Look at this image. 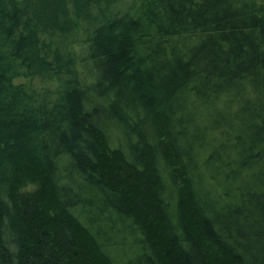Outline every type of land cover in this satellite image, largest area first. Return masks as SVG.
<instances>
[{"label":"trees","instance_id":"obj_1","mask_svg":"<svg viewBox=\"0 0 264 264\" xmlns=\"http://www.w3.org/2000/svg\"><path fill=\"white\" fill-rule=\"evenodd\" d=\"M0 264H264V4L0 0Z\"/></svg>","mask_w":264,"mask_h":264},{"label":"rangeland","instance_id":"obj_2","mask_svg":"<svg viewBox=\"0 0 264 264\" xmlns=\"http://www.w3.org/2000/svg\"><path fill=\"white\" fill-rule=\"evenodd\" d=\"M257 1H259L260 2V4L261 3H263L264 4V0H257ZM17 81H19V80H25V78L24 77H22V76H20L19 78H17L16 79Z\"/></svg>","mask_w":264,"mask_h":264}]
</instances>
